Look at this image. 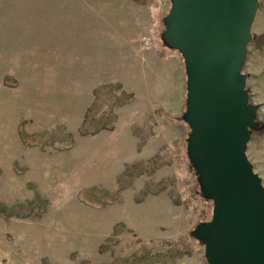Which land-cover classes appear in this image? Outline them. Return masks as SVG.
<instances>
[{
  "label": "rangeland",
  "instance_id": "1",
  "mask_svg": "<svg viewBox=\"0 0 264 264\" xmlns=\"http://www.w3.org/2000/svg\"><path fill=\"white\" fill-rule=\"evenodd\" d=\"M172 0H0V264H208ZM241 72L264 184V0ZM140 163V164H139Z\"/></svg>",
  "mask_w": 264,
  "mask_h": 264
},
{
  "label": "water",
  "instance_id": "2",
  "mask_svg": "<svg viewBox=\"0 0 264 264\" xmlns=\"http://www.w3.org/2000/svg\"><path fill=\"white\" fill-rule=\"evenodd\" d=\"M165 38L188 73L189 155L211 221L193 232L208 264H264V184L247 155L257 106L241 72L259 0H172Z\"/></svg>",
  "mask_w": 264,
  "mask_h": 264
},
{
  "label": "trees",
  "instance_id": "3",
  "mask_svg": "<svg viewBox=\"0 0 264 264\" xmlns=\"http://www.w3.org/2000/svg\"><path fill=\"white\" fill-rule=\"evenodd\" d=\"M262 37H264V36L260 35V36H258V38H257V39H261ZM139 164H140V163H139Z\"/></svg>",
  "mask_w": 264,
  "mask_h": 264
}]
</instances>
